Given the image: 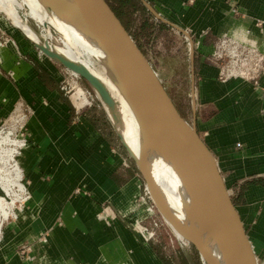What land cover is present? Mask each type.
<instances>
[{
  "label": "crops",
  "instance_id": "crops-1",
  "mask_svg": "<svg viewBox=\"0 0 264 264\" xmlns=\"http://www.w3.org/2000/svg\"><path fill=\"white\" fill-rule=\"evenodd\" d=\"M140 1L190 33L196 107L186 118L217 159L228 189L244 181L238 194L231 196L253 244H263L264 65L255 78L225 77L224 69L209 55L216 40L246 32L254 39L251 43L264 50V0ZM169 30L181 33L173 25ZM60 70L57 68V81L61 80ZM14 77L16 82L23 77L19 68ZM32 85L40 91V100L32 106V98L24 94L30 108L26 113L15 106L19 97L11 96L10 82L4 83L7 106L2 114L7 117L20 107L24 127L30 131L29 148L21 150L15 160L20 180L23 162L29 173L34 202L29 201V210H19L23 220L6 225L0 242V264H160L159 256L122 213L125 188L132 186V178L121 164V154L112 151L100 133L97 136L101 139L96 138L87 114L80 121L82 135L98 140L97 145L80 152L68 128V108L57 112L45 104L52 96L62 108L59 88L39 73ZM70 98L80 111L89 107L84 97L72 94ZM66 137L73 143H65ZM71 152L77 167L68 166L65 160ZM66 174L61 184V175Z\"/></svg>",
  "mask_w": 264,
  "mask_h": 264
},
{
  "label": "rangeland",
  "instance_id": "rangeland-1",
  "mask_svg": "<svg viewBox=\"0 0 264 264\" xmlns=\"http://www.w3.org/2000/svg\"><path fill=\"white\" fill-rule=\"evenodd\" d=\"M19 12L37 36L41 38L46 36V29L37 19L34 20V18L29 15V8L27 6L19 9ZM6 16L5 13L0 12V242L4 236V230L8 222L23 220L20 212L29 210V208H26L30 206L29 201L34 202L32 187L28 178L29 173L27 174L25 171L24 162L21 164V168L23 171L22 182L27 187V193L25 195L19 189L23 187L19 184L22 183L20 180L21 176L19 175V166L14 165L13 161L8 160L11 156H4L2 159V155H5L8 150L11 151V159H15L18 151L21 150V148L18 149L13 145V141L16 139L28 137L27 143L28 145L30 143V131L28 128L24 127V116L22 115L23 111L21 108H14L7 117L2 114L7 106L4 83L10 82L13 87L11 96L13 98L19 97L15 101V106H21L26 113H29L30 108L27 106L28 103L24 94L32 98V106L38 104L40 100V91L35 88L32 83L39 73L44 76L50 84L55 87L57 86L61 91L60 100L63 104L65 103V105L60 104L62 108H60L57 100L52 96L45 101V104L49 105L57 112H66L68 108L70 114L68 128H70L75 135V139H72V141L75 140L74 143H76L80 152L82 149H88V146L97 145L96 143L98 140H95V137L92 136L85 137L82 135L80 121L82 117L87 114L90 122L94 124L92 126L95 127V130L92 131L94 135H96V138L99 137L101 139L100 136H97V134L100 133V135L111 144L112 151L116 150L121 154V159L123 161L121 164L125 166V172L128 178H132V186L128 185V187L125 188L127 196L122 205V213L124 212V215L128 217L129 226L131 228L136 227V230L141 234L144 242L150 244L153 251L159 256L160 264H204L195 245L193 243H184L164 219L158 203L152 197L148 189L147 181L137 160L131 155L120 135L117 133L109 116L108 108L105 107L94 87L86 79H77L80 85L85 87L89 93V97L93 100L88 101V99L84 97L89 107L80 111L70 98L74 92L72 81L75 78L71 74V71L60 61L48 59L49 57L40 51L39 45L34 41L32 42V40ZM143 19L149 21V28L147 32H143L141 40L146 52L145 54L158 72L163 84L181 114L185 118H188L191 116L192 109L196 107V97H194L193 100V94H196V85L191 81L194 79V75L193 71L190 70V58L192 56L189 52V46L187 42L184 41L182 33L170 31V25L162 21L159 17L157 18L150 11H145L144 13L139 11L138 15L134 18L133 24L131 23L133 32H137ZM49 33L52 37L51 41L54 44L62 45L60 42L62 34L54 25H51ZM246 36L249 37L251 41L254 40L247 32ZM234 39L235 38H233L231 34H227V36L216 40L212 53L209 55L210 59L216 60L219 66L224 69L223 75H225V77H228L227 74L231 73L230 70L241 65V59L248 58V61L252 62L256 60H252L247 56V54H252L249 51L253 47L250 48L245 44L238 43L240 47L247 46L249 51H245L246 53L241 55L240 61H237V57L233 53L235 51L233 48L236 47V44L233 42ZM223 40H229L225 48H223V46L221 47ZM256 46L257 48L252 50H255L254 53H258L261 56L260 66H263L264 50H262L258 44H256ZM95 62L97 65H100L96 59ZM18 68L20 75H23V77L19 82H16L14 74L16 71L18 72ZM57 68L61 69L60 73L63 71V78L61 81H57L59 80ZM232 77L241 76L237 75ZM246 78L248 77H245V79ZM253 78L255 77L253 76ZM76 96L80 97L79 95ZM14 114L16 116H14ZM51 120H53V117H51ZM67 138L68 137L65 138V143L72 142L71 139ZM43 159L46 160V157ZM65 160L68 166L72 168L76 164L73 162L74 157L72 152L70 155H66ZM49 171H53V169L50 168ZM48 175H50L49 172ZM52 175L54 176V174ZM68 175L69 174L61 175V184L64 183V177H68ZM43 177L47 178V174ZM65 180L67 179L65 178ZM243 182L239 181L231 185L230 188L232 191L229 190L232 196L238 194L242 188ZM28 221H30V217ZM254 249L259 264H264V243L261 245H254Z\"/></svg>",
  "mask_w": 264,
  "mask_h": 264
},
{
  "label": "water",
  "instance_id": "water-1",
  "mask_svg": "<svg viewBox=\"0 0 264 264\" xmlns=\"http://www.w3.org/2000/svg\"><path fill=\"white\" fill-rule=\"evenodd\" d=\"M53 1L72 8L66 0ZM76 1L81 16L104 40L111 65L145 130L175 159L203 208L205 224L190 240L204 264H218L202 244V238L212 224L216 227L232 264H259L253 242L217 159L196 126L181 114L149 58L107 0ZM145 4L157 18L187 34L185 29L170 23L147 2ZM193 46L194 44L191 47V56L194 52ZM61 63L66 68L80 72L98 94H105L103 85L88 68L67 60H62ZM194 97L195 93L193 100ZM144 177L148 186L152 185L150 177L146 174Z\"/></svg>",
  "mask_w": 264,
  "mask_h": 264
},
{
  "label": "bare ground",
  "instance_id": "bare-ground-1",
  "mask_svg": "<svg viewBox=\"0 0 264 264\" xmlns=\"http://www.w3.org/2000/svg\"><path fill=\"white\" fill-rule=\"evenodd\" d=\"M66 1L72 8L65 7L53 0H0V12L5 13L6 17L21 29L32 42H36L40 51L47 57L60 62L67 60L77 66L86 67L99 79L105 90V94H98L99 98L108 108L109 116L117 133L131 155L138 161L143 174L150 177L152 185H149L148 189L158 203L164 219L184 243H192L191 237L195 236L205 224V213L202 206L175 159L155 139L150 137L132 108L111 65L104 40L81 16L77 10V1ZM25 6L29 8V15L34 20L37 19L46 29L47 34L43 38L37 36L22 18L19 9ZM51 25H54L62 34L60 38L62 45H56L51 41L52 37L49 33ZM231 36L237 42L250 48L253 47L252 49L256 48L245 34H231ZM252 49L250 50L255 52ZM95 59L100 65L96 64ZM67 69L75 77L72 81L74 89L72 94L92 100L85 87L77 81V79H85L81 73L70 68ZM243 72L246 73L244 70ZM62 73H60L61 80ZM14 116L16 115L14 114ZM27 140V137L16 139L13 141V145L21 150L29 148ZM21 150L17 155L21 153ZM6 152L5 155H2V159L4 156L12 157L10 150ZM11 157L8 160L17 165L16 160ZM19 184L23 186L22 188L19 186V189L25 195L27 187L23 182ZM202 244L218 264H232L214 224L204 234Z\"/></svg>",
  "mask_w": 264,
  "mask_h": 264
},
{
  "label": "trees",
  "instance_id": "trees-1",
  "mask_svg": "<svg viewBox=\"0 0 264 264\" xmlns=\"http://www.w3.org/2000/svg\"><path fill=\"white\" fill-rule=\"evenodd\" d=\"M107 2L122 21L127 30L130 32V34L133 36L139 47L144 53H146L140 38H142L144 31L147 32V29L149 28V21L147 19H143L137 32L132 31L131 23L133 24L134 18L136 17L135 13L137 11H142V13H144L145 11H148L147 8L140 0H107Z\"/></svg>",
  "mask_w": 264,
  "mask_h": 264
},
{
  "label": "built area",
  "instance_id": "built-area-1",
  "mask_svg": "<svg viewBox=\"0 0 264 264\" xmlns=\"http://www.w3.org/2000/svg\"><path fill=\"white\" fill-rule=\"evenodd\" d=\"M161 15V14H160ZM161 17H163L161 15ZM170 25V24H169ZM172 27V25H170ZM187 31V30H186ZM181 32V31H180ZM185 38V40L187 41V44L189 46V50L191 51V47H192V44H193V39L190 35V33L187 31V34L181 32ZM229 40H223L222 43H221V47L223 46V48H225L228 44ZM235 44H236V47H234L233 49H235V51L233 52L234 55L237 57V61H240L241 59V55L243 53H246L245 51H249L247 48V46H243V47H240L238 43L240 42H237L235 39L233 41ZM242 49V50H240ZM251 52L252 54H247V56L252 59V60H255V62H252V61H248L249 59L248 58H245V59H241V65H239L237 68L234 67L233 70H230L231 73L227 74L228 76H242V77H253L255 76V74L257 73V71L259 70V68L262 67V65L260 66V62H261V56L258 54V53H254L252 52L251 50L249 51ZM255 55V56H253ZM235 61V62H237ZM254 65V66H253ZM246 71V73L243 72ZM254 74V75H253Z\"/></svg>",
  "mask_w": 264,
  "mask_h": 264
}]
</instances>
